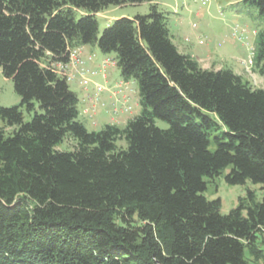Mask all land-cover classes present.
Instances as JSON below:
<instances>
[{"label":"trees","instance_id":"16d2710c","mask_svg":"<svg viewBox=\"0 0 264 264\" xmlns=\"http://www.w3.org/2000/svg\"><path fill=\"white\" fill-rule=\"evenodd\" d=\"M144 2L0 0V69L20 98L0 107V264L264 262V198L221 215L203 196L227 168L228 184L264 190V89L180 53L153 5L98 37L96 14ZM244 3L264 24V0ZM85 45L137 83L140 112L123 128L78 121L55 65ZM254 60L263 72L264 28ZM65 140L72 150H57Z\"/></svg>","mask_w":264,"mask_h":264},{"label":"rangeland","instance_id":"374dc122","mask_svg":"<svg viewBox=\"0 0 264 264\" xmlns=\"http://www.w3.org/2000/svg\"><path fill=\"white\" fill-rule=\"evenodd\" d=\"M152 5L166 18L172 42L180 53L189 55L202 69L230 70L252 88L264 89L262 64L257 66L254 60L258 35L264 24L258 10L246 5L244 0H149L138 5L109 7L95 15L98 37L115 20L148 15ZM83 47V52L78 57L83 60V64L80 67H73L71 64L62 73L69 80L67 85L70 91L78 98V121L88 132L100 131L108 124L123 128L120 121L124 117L131 120L139 114L137 112L140 107L135 104V100L139 99L137 83L129 80L130 84L126 87L127 81L120 76L116 65L101 68L102 60L107 57L114 59L113 55L104 58L105 55L97 46ZM86 52H93L97 61L94 63L91 57L86 59ZM80 68L83 69L82 72ZM106 76L107 81L104 79ZM119 76L121 83L117 84L114 79ZM122 84L127 89L119 92L124 90L120 88ZM97 88L102 90L98 91ZM107 95L112 98L113 103L106 102ZM130 96L133 97L131 104ZM19 104L20 98L14 91L12 81L5 78L0 69V107L11 108ZM35 110L38 111L36 103ZM32 116L33 113L23 110L24 122H29ZM94 121L95 125L92 124ZM154 123L159 129L168 128L166 122L155 120ZM13 130L14 128H6L7 134ZM74 144L72 140H65L57 150L69 152ZM119 145L123 146L124 143L120 142ZM211 150H214L213 144ZM228 172L229 168L212 180L205 179L207 184L203 196L207 201H220L221 215H227L236 208L239 201L247 197L248 192L253 193L256 202L262 201L264 190L260 185L249 180L242 185H230L225 180Z\"/></svg>","mask_w":264,"mask_h":264},{"label":"built area","instance_id":"2783aa9c","mask_svg":"<svg viewBox=\"0 0 264 264\" xmlns=\"http://www.w3.org/2000/svg\"><path fill=\"white\" fill-rule=\"evenodd\" d=\"M81 53V49L80 48H74V49H69V61L65 64H61V63H58L55 65L58 73H60V75L62 77H64L66 79V81H69L67 77H65L64 75H62V73L64 71H66V69L71 66V64H73V67H80L82 64H83V60H81L79 54ZM78 58V60H76ZM74 62V63H72ZM116 65V61L114 59H111L110 57H107L106 59H103L102 62H101V68H105L106 66H115ZM83 69L80 68V72H82ZM82 75V73H80ZM127 87V85H125ZM120 88L124 89V85L122 84V86H120ZM127 88H125L123 91L122 90H119V92H124ZM98 91H101L102 88H97ZM130 109V107H129ZM128 109V110H129ZM262 232L264 233V227L262 228Z\"/></svg>","mask_w":264,"mask_h":264},{"label":"crops","instance_id":"0c3cea01","mask_svg":"<svg viewBox=\"0 0 264 264\" xmlns=\"http://www.w3.org/2000/svg\"><path fill=\"white\" fill-rule=\"evenodd\" d=\"M82 48V47H81ZM83 49H84V47L81 49V51L83 52ZM89 57H91L92 58V61L95 63L97 60L95 59V57H94V54H93V52H86V59L87 58H89ZM106 56H104V58H105ZM103 59V58H102ZM107 76L104 78L105 79V81H107ZM115 80V82L117 83V84H119V83H121V80H120V76H119V78H115L114 79ZM127 84V86L130 84V81H127L126 82ZM130 95V94H129ZM132 101H133V97H131L130 96V99H129V103L131 104L132 103ZM106 102H108V103H113V100H112V98L111 97H109L108 95H107V99H106ZM135 104H136V107L137 106H139L138 105V101L137 100H135ZM140 112V110L137 112V113H139ZM130 120V118H128V117H124V119H122L120 122L122 123V125H124L125 126V124L128 122ZM112 121V120H111ZM119 122V121H118ZM117 122V123H118ZM93 125H95V121L92 123Z\"/></svg>","mask_w":264,"mask_h":264}]
</instances>
